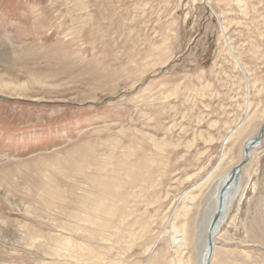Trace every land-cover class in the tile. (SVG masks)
<instances>
[{
	"label": "rangeland",
	"instance_id": "1",
	"mask_svg": "<svg viewBox=\"0 0 264 264\" xmlns=\"http://www.w3.org/2000/svg\"><path fill=\"white\" fill-rule=\"evenodd\" d=\"M263 125L264 0H0V264H198ZM231 193L211 263L264 264V138Z\"/></svg>",
	"mask_w": 264,
	"mask_h": 264
},
{
	"label": "bare ground",
	"instance_id": "2",
	"mask_svg": "<svg viewBox=\"0 0 264 264\" xmlns=\"http://www.w3.org/2000/svg\"><path fill=\"white\" fill-rule=\"evenodd\" d=\"M246 145V144H245ZM230 175V174H229ZM229 175H226L224 177V179H222L219 184L216 185V191H215V198L214 195L215 194H209L208 196L205 197V201L206 202H213L215 201V208L214 211L212 213V215L210 216V218H208V223L204 224L205 222V212H206V208L203 207L202 211L200 212L201 215V220H200V224L198 226V230L199 231H195L193 233V245L196 247V251H197V262L198 264H206L207 261H209V264H212V257L214 254V249H215V241L213 238V247L211 250H209L208 248V232L210 230V226L212 223V220L217 212V210L219 209L220 205H223V213H222V217L220 219L219 225L217 226V230L214 231V236L217 235L218 230L221 226V223L223 224L224 222V216L226 215L225 213V201L228 200V198L230 197V195L232 194L231 192L237 187L238 182L241 181V174L240 177L236 176L234 179L230 180ZM212 174L209 175V177L207 178V180H210ZM223 190V193H222ZM224 218V219H223ZM206 221V222H207ZM185 228V227H184ZM181 230H175V236L172 237V241L171 244L174 246H177L179 248H182L184 246H186L187 242L190 240L189 238H187V231L185 229ZM209 256V258H208Z\"/></svg>",
	"mask_w": 264,
	"mask_h": 264
},
{
	"label": "water",
	"instance_id": "3",
	"mask_svg": "<svg viewBox=\"0 0 264 264\" xmlns=\"http://www.w3.org/2000/svg\"><path fill=\"white\" fill-rule=\"evenodd\" d=\"M263 138H264V125L261 128L260 135L257 138H253L246 143L245 149H244V153H245L244 160L236 168H234L230 172V175H229L230 180L234 179L236 176L240 177V174L242 172V168L251 159L252 149L259 147L261 145ZM222 210H223V205H220L219 209L217 210V212H216V214L212 220L210 230L208 232V248H209V250H211L213 247L214 231L217 230V226L219 225V222H220V219H221L222 213H223ZM208 258H209V256H208ZM206 264H209V261H207Z\"/></svg>",
	"mask_w": 264,
	"mask_h": 264
}]
</instances>
